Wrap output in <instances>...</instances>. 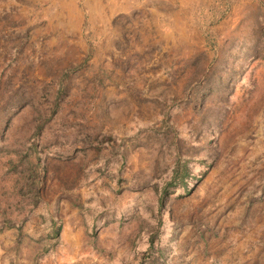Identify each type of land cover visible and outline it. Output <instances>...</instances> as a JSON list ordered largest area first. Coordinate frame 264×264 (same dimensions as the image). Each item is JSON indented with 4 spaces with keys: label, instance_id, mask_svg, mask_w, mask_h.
Returning a JSON list of instances; mask_svg holds the SVG:
<instances>
[{
    "label": "rangeland",
    "instance_id": "rangeland-1",
    "mask_svg": "<svg viewBox=\"0 0 264 264\" xmlns=\"http://www.w3.org/2000/svg\"><path fill=\"white\" fill-rule=\"evenodd\" d=\"M0 264H264V0H0Z\"/></svg>",
    "mask_w": 264,
    "mask_h": 264
}]
</instances>
